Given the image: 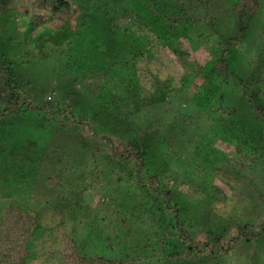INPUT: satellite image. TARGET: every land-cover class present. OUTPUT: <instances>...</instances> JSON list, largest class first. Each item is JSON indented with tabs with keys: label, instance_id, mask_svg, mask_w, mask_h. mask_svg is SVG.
I'll use <instances>...</instances> for the list:
<instances>
[{
	"label": "trees",
	"instance_id": "1",
	"mask_svg": "<svg viewBox=\"0 0 264 264\" xmlns=\"http://www.w3.org/2000/svg\"><path fill=\"white\" fill-rule=\"evenodd\" d=\"M212 1L93 0L94 4L89 12L82 15L81 4L76 0H0V19L18 18L20 27L15 37L5 41L0 38V119L34 113L40 123H58L62 130L71 128L74 143L78 142L83 149L91 142L93 146L96 145L94 151L105 153L110 165L120 169L119 172L126 170L124 182L119 180L123 184L120 192L127 203H133L124 207L126 211L118 210L116 218L121 220L123 217L121 225L126 227L131 220L138 222L143 234L150 242H154L149 247L142 246L141 250L146 251L144 257L112 262L99 257L100 255L91 256L80 251L74 237L66 233H61L57 247H43L45 241L42 235L45 232L50 235L52 231L47 229L40 214V209L44 206L41 203L36 205V201L30 196L27 181L30 176L34 184L45 185L53 195L58 196L47 206L52 214L61 209L68 218H75L81 211L88 212L90 209L83 202L87 193L85 178L82 179L85 175L76 177V180L71 181L73 183L70 182L65 187L70 181L65 178L68 170L62 166L53 168L63 164L61 159L54 158V166L49 168L46 164L47 156L41 154V148L37 149L36 143L29 140L10 152L13 161L3 165L13 181L20 182L14 184L15 188L7 194L2 192L4 201L0 207V264H28L41 259L55 264H138L157 261L159 264H215L219 258L227 255L230 258L231 253L243 251L245 254L253 248L255 242L264 245V195L259 193L253 178L243 175L237 167L232 169L230 166L215 169L210 167L214 174L207 173L205 170H209L201 167L200 163L194 166L197 174H191L189 162H194L195 159H186L187 155L183 151L177 152L173 148V151L166 148L170 155L174 153L169 167L172 169V163L173 169H176V164L181 171L158 168L152 173L147 169L150 163L146 154L151 149L154 138L149 139L146 131L134 127L130 120L140 110L159 109L163 105L167 109L170 106V111L167 112L171 116L170 120L154 119L147 131H163L170 137L175 134L173 140L178 141L181 150L191 144L190 133L195 132L194 135L198 137L204 134L195 141V145L206 150L212 142L207 140L204 128L196 126L191 129V124L196 121L195 125H198V120L208 114L211 124L205 130L207 129L210 139L221 140L224 144L228 142L233 147L236 160L244 166L249 165L248 168L264 161V47H259L256 61L245 57L246 65L249 63L248 68L245 67L246 75L232 72L229 68L235 53L244 45L251 21L257 23V19H264V1L236 0L226 12L228 18L223 20L211 15ZM91 17L98 18L103 25L97 28L102 33L99 35L102 38L101 45L107 44L105 40L110 39L113 43L114 39L115 45H122L121 50L127 54V58L121 56L119 67L130 68V74L120 79L121 72L117 73L120 69L111 72L117 75L119 83L128 94L127 98L118 102L114 112H110L104 105L94 107L95 102L102 101L97 96L98 88L94 82L90 86L78 87V79L84 72L81 68L76 71L81 59L73 57L71 52L77 39L90 37L91 21L94 19ZM217 22L221 25L217 26ZM85 23H88L89 30L79 35L77 32L83 31ZM223 25L233 31L230 37L224 36ZM36 28L44 30L43 42L32 38L31 33ZM189 28L193 33L190 37L185 32ZM175 33L180 35L172 40L171 36ZM196 33L199 35L195 38ZM178 39L186 41L191 50L181 47ZM90 41L92 39L86 44H91ZM190 42L196 43V49L204 46V51L209 56L205 64L192 58L189 51H193L195 47L192 48ZM29 44H34L37 49L42 45L49 51L37 53L34 48L20 57L21 48ZM30 55L33 62L34 59L36 62H48L46 72H56L57 81L62 84L61 91L52 89L53 96L48 101L37 102L35 95L28 89L29 85L24 82L22 68L18 70L15 67L26 66ZM152 60L164 65L163 70L168 71L164 78L160 77L161 71H157L158 74L149 71L147 74L142 68L138 69L141 63L150 66ZM112 63L113 57L107 56L106 65ZM174 72L182 75L178 87ZM149 75L153 82L144 85L143 81ZM194 82H197L194 88L198 91L195 99L189 98L186 91ZM72 86H75L74 89ZM220 86H225L227 93ZM145 91L149 93L143 94ZM87 94H92V99H88V103L93 104L91 109V106L86 107L87 102L83 100V96ZM226 94L231 98H239L243 106L233 99L231 101L236 107L225 105ZM188 100L196 104L189 116L186 114L193 106L188 108ZM174 102L179 104L177 108L172 107L175 106ZM81 104L90 109V112L87 110V115L76 112ZM239 105L241 114L236 110ZM191 116L193 118L188 121ZM101 120L106 121L104 129L101 128ZM97 122L100 123L99 128L95 126ZM187 122L190 123L188 128ZM171 144L172 141L168 143ZM201 161L199 158L197 162ZM37 176L43 178L41 182L37 181ZM182 176L189 178L191 183L196 180L213 181L211 186L205 184V188L200 183L203 189L214 196L210 199L211 203L209 201L210 205L239 198L244 200L247 207L253 206L256 209V216L254 211H248L254 213V219L250 220L249 213L246 212L244 223L242 221L222 229L205 226L199 220L188 221L189 214H192L191 207H200L202 204L203 199L198 196L202 189L198 190L190 184L189 193L181 194L177 186L181 185ZM217 182L227 189L228 194ZM20 189L24 193H20ZM102 190L104 188H99V191ZM28 193L29 197L26 195ZM105 195L108 198L110 190ZM108 199L107 203L99 200L95 208L102 206L109 209V203H113L111 198ZM55 200L58 202L56 206L53 205ZM106 221L107 225L112 223V216ZM93 236L89 231L88 237ZM53 239L55 242L57 238ZM38 248L41 249L40 252ZM230 260H233L232 264H242L239 254L236 258L231 256Z\"/></svg>",
	"mask_w": 264,
	"mask_h": 264
},
{
	"label": "rangeland",
	"instance_id": "2",
	"mask_svg": "<svg viewBox=\"0 0 264 264\" xmlns=\"http://www.w3.org/2000/svg\"><path fill=\"white\" fill-rule=\"evenodd\" d=\"M76 1L81 4L82 15H85L87 12H89L92 4H94L93 0ZM235 1L236 0H213L210 6V12L212 13L211 15H215L219 20L228 18L226 12L229 11L230 5H232L231 3ZM92 18L94 17H91V19ZM17 21L18 18H10L6 20L0 19V38L5 41L10 37H15L20 28ZM257 21V23L251 21L250 29L246 39L244 40L243 47L237 50V53H235L234 55V59L229 63L230 71H235L241 73L242 75H246L247 69L245 70V67L248 68L249 63L246 65V61L244 60L245 57L248 56L249 59L254 61L258 59L257 51L259 50V47H264V19L259 18L257 19ZM216 24H218L217 26L221 25L220 22H217ZM102 26L103 25L101 22H99V19L94 18L91 21L90 27L92 29V32L90 33V37L81 40L77 39L76 45L73 46L74 48L71 53L73 54V57L76 58L77 56L81 59V61L79 62L80 65L78 66V69H76V71L81 68L84 72V75H81V77L78 79V87L83 88V86H90L91 83L94 82L95 86H97L98 88L97 96H99V98L102 100L99 102H95L94 107L99 108L100 106L104 105L110 112H114L115 106L119 104L118 102L127 98L128 94L125 93V88L123 87V85L119 83L117 75L111 74V72L114 73L115 69H120V71H118L117 73L121 72L120 79H123L122 76H128V74H130V68L121 69L119 67L122 60L121 56L127 58V54L124 50H121L122 45H115L116 40L114 41L113 39L112 43L110 42L111 39L108 38L110 40H105L107 44L103 46L101 45L102 38L99 35L102 33H99L100 30H98L97 28H100ZM215 28V30L217 31L218 28ZM223 28L225 29L222 30V32L225 34L224 36L230 37L233 33L231 28H227L226 25H223ZM82 29L83 31L78 30L77 33L79 35L87 33V31L89 30L88 23H85ZM190 30L191 28L185 31L186 33H188L189 37L193 36V33ZM43 32L44 30L42 28H36L32 31L31 36L32 38H34V40L43 42ZM196 34L197 35H195V38L199 35L198 33ZM178 35L180 34H173L171 36L172 40H174L175 38L177 39ZM260 35L261 37H259ZM90 39H92V42L90 41L91 44H86V42ZM178 43H181V47H184V49L191 50L186 41L178 39ZM189 45L192 48H197L195 42H190ZM34 48H36L34 44H29L22 47V53L20 54V57L21 55H25L27 51H30ZM195 49H193V51L195 52L189 51L192 58L198 60V62H200L201 64H205L209 60V56H207V53L204 51V46H199L198 49ZM36 51L37 53H40L47 52L49 50H47L46 47L40 45L38 46V49L36 48ZM107 56L113 57L112 64L106 65ZM16 64L19 65L18 62H16ZM144 65L148 66L149 68L146 69V66L144 67ZM47 66L48 62L45 61L36 62V60L34 59L33 62L32 56L30 57V60H27L26 66H15L18 70L22 68L21 72L23 74L24 82L26 85H29L28 89L31 90L30 92L35 95V99L38 100L37 102L48 101V99L53 96L52 89H60L61 91L62 84L58 83L57 81L58 75L56 74V72H54L53 74L48 73V71L46 72ZM140 68H142L143 71H145L147 74L149 71L155 73H157V71H161V78H164L165 75L168 74V71L163 70L165 69L164 65H161L156 60H152L150 66L146 63H141L138 66V69ZM99 71H103V73H100ZM86 73H88V75H86ZM174 74L176 80L175 84L176 87H178L180 86L179 82L182 75L178 72H174ZM146 78L147 79L143 81V84L145 85L147 82L149 84H152L153 81L151 82V76L149 75ZM196 84L197 82H194L190 88L186 89V91L189 93L187 95L189 96V98L193 97L195 99L196 95L198 94V91L194 88V85ZM74 87L75 86H72V89H74ZM220 89H222L223 92L225 91L227 93V89L225 86H220ZM148 93L149 92L145 91L143 94ZM225 96V101L227 103L225 105H229L231 106V108H233V106L236 107L235 105H233L231 99L237 101V103L239 104L241 103L240 99L237 97L231 98L227 94ZM88 99H92V94L83 96V100L87 102L85 103L86 107L91 106V109L93 107V104H89ZM190 100L187 101V106L188 108L192 106L193 107L189 108L188 113L186 114L187 116L192 114V111L195 109L196 105L195 102L192 103ZM173 104L175 106H171L175 108H177L176 106L179 105L177 102H174ZM81 105L82 106H80V108H76V112L84 115L87 113L88 109L83 106L84 104ZM240 105L243 106V103H241ZM240 105L237 106V109H235L238 111V113L241 114L240 110H238L240 108ZM180 106H184V104H180ZM170 108L171 107L169 106L166 109V106L163 105L159 109L153 108L150 110H140L136 115L130 117V120L134 127L141 128L143 131H146L145 133L148 134L147 137L149 139L151 137L154 138V140L152 141L153 143H151L150 145L151 149L146 154V156L148 157L147 160H149L150 163L147 166L148 170L150 169V171H152L153 173L158 170V168H164L166 170H177L178 172H180L181 170L180 168L177 169L178 165L176 164V169H173L174 164L172 163V169L171 167H169V161L174 154L173 153L172 155H170L169 152L173 151L174 149L177 152L183 151V153L187 155L186 159H195L194 162H189V166L191 165L190 167H192L191 174H197V171L194 169V166H197V163H200L201 167L207 168L209 170H205L207 173L212 174H214V172H211L210 167L213 169L221 167L228 168L229 166L232 169L237 167V169L241 170V173H244L243 175L251 179L253 178L252 180H254L259 193L264 195V161L259 162L257 165L253 166V168H248L249 165L244 166L236 160L233 147H230V144L228 142H225L224 144L221 143V140L216 139V141L215 139H210L207 133V129L205 130V127L207 128L211 124V119L209 118L208 114H206L207 118L202 116L198 120V125H195L196 121H193L191 124V129L196 128V126L204 128L205 134H207V140L212 142L210 147H208L206 150H202L200 149V147H197L195 145V141L200 139L204 134L201 137H198L197 135H194L195 132L190 133L191 144H189V146H187V148H185L184 150H181L178 141L176 142V140H173V138H175V134L170 137V135H166L163 131H147V128L149 127L151 121H153L154 119L162 118L165 121L167 119L170 120L171 116L167 115V112L170 111ZM120 110H122L121 112L124 111L122 107L120 108ZM191 118H193V116L188 118V121ZM189 125L190 123L187 122L186 128H188ZM95 126L99 128L100 123H95ZM105 126L106 121L101 120V128L104 129ZM71 131V128L62 130V128L59 127L58 123L51 125H45L43 124V122L40 123L35 114L30 112L18 117H11L5 120L0 119V207L4 201L2 192L4 191L7 194L9 190L14 189V186L20 182L13 181V177L4 170L3 165L8 161H13V158L10 156V152L15 150L16 148L21 147L25 141L32 140V142L36 143L37 149L41 148V154H45L47 156L48 159L46 164L49 168L54 166L53 162L56 158L61 159L63 164L60 163L53 168L58 169L60 166H62L68 170V175L67 177L65 176V178L67 181L68 179H70V181L66 183L65 187H67V184H69L71 181L76 180V177L81 178L83 174L85 175L84 177H82V179L85 178L84 187L86 188L87 193L83 198V202L84 206L90 209L88 212H86V210L81 211L75 218H68L67 216H65L64 211H61V209H58L55 214H52L47 206L52 203L53 199H57L58 196L56 194L53 195L47 188H45V185H36V183L34 184L31 181L32 178L30 176L29 179H27L28 188L31 191L30 196L33 197V199L36 201V205L41 203L42 207L44 206L42 209H40V214L41 216H43V220L46 224L47 229L49 231H52L50 235L48 234V232H45L42 235V239L45 241L43 247H57V241L61 233H66L74 237L77 242L78 248H80V251L91 256L100 255L99 257H102L103 259L110 262L125 260L127 258L136 260L137 257L146 256L145 249L141 250L142 246L149 247L151 244L153 245L154 242H150L149 238H147L143 234L139 223L136 221L134 223V220H131L128 222V227H126L121 225V220L123 219V217L120 218L121 220L116 218L117 212H119L120 210L126 211L127 209L125 210L124 207L129 206L133 203H127L122 192H120V188H123V184L121 182H124L123 180H125L126 170L119 172L121 171L120 169L110 165L105 153H96L94 151L96 145L93 146L92 142L88 143V146L84 149L78 144V142L74 143L73 134ZM208 131L210 133V136L213 137L211 131L209 129ZM167 141H172L173 147L171 146L172 144L168 145L169 142L167 143ZM166 148H170V151H166ZM199 158L202 159L201 162H197ZM248 162L249 161H247V163ZM77 169L78 175L76 176ZM37 177V181L41 182L43 178H40L39 176ZM117 177H119L120 179H118ZM119 180H122L120 182L121 184L119 183ZM189 181V178L182 176V183L181 185L177 186L178 191L181 194L185 195L186 193H189L188 187L190 184H192L196 189H202L200 190L201 194H199L198 196L201 197L203 201L200 207H191L192 214H189V217L187 218L188 221L189 219L190 221L194 222L199 220V223L204 224L205 226L210 225L214 229H222L224 227H232L239 222L242 223V221L244 223L246 212L249 213L248 217L251 220L254 213L252 214L248 211H254L256 216V209H254L253 206L247 207L248 205L246 206L244 200L239 198L229 199L227 202L221 204L210 205V199L214 196L210 191H206V189L203 188H205L206 185L211 186L213 181L209 180L208 182H205L206 180H203V182H199L198 180H196V182L192 183ZM200 183L202 184L203 188L201 187ZM217 184L219 183L217 182ZM219 185L228 194L227 189L221 184ZM99 188H104V190H102L101 192L99 191ZM109 190L111 195L108 196V198H111L113 204L111 205V203H109V209H106L102 206H99V208H95L99 200L100 202L107 203L109 199L105 194L106 191L109 193ZM20 193H24V191L21 190ZM26 195L29 197V193ZM57 203L58 202L55 200L53 202V205L56 206ZM207 203H209L208 207ZM203 209L206 210L203 212ZM111 216L113 218V221L112 223L107 225L106 220ZM103 220H105V222H103ZM118 220L120 223L117 222ZM89 231L92 232V235H94L93 237H88ZM55 237L57 239L54 242L53 238ZM49 239L50 241H47ZM242 250H244V247H242ZM40 251L41 249L38 248V252ZM238 254L239 257H241L242 261H240V263L242 264H264V260H262L264 256V245L259 243L256 244V242L253 244V248L247 251L245 254L243 251H239V253L237 252V254L231 253V255H229L230 258H228V255L227 257L225 256L219 258L217 259L215 264H232L233 260H230L231 256L236 258ZM28 264L55 263L52 261H44L43 259H41L38 261H31ZM138 264H159V262H143Z\"/></svg>",
	"mask_w": 264,
	"mask_h": 264
}]
</instances>
